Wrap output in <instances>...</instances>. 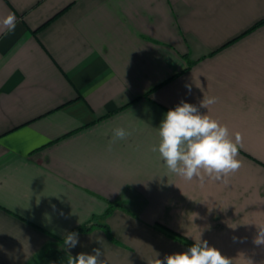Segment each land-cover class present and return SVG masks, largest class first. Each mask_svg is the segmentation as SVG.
<instances>
[{"label":"crops","instance_id":"crops-1","mask_svg":"<svg viewBox=\"0 0 264 264\" xmlns=\"http://www.w3.org/2000/svg\"><path fill=\"white\" fill-rule=\"evenodd\" d=\"M181 101L239 134L226 180L185 181L151 151ZM262 224L264 0H0V264L94 248L151 264L200 239L264 264Z\"/></svg>","mask_w":264,"mask_h":264},{"label":"clouds","instance_id":"clouds-1","mask_svg":"<svg viewBox=\"0 0 264 264\" xmlns=\"http://www.w3.org/2000/svg\"><path fill=\"white\" fill-rule=\"evenodd\" d=\"M3 24L9 32H14L15 14L6 16ZM215 102V98L204 97L200 107L208 109ZM158 134V147L153 146L151 151H158L167 169L185 181L195 179L201 184L206 180L223 181L242 166V162L237 159L239 134L234 141L226 125L207 114H200L198 107L193 104L181 101L174 109L168 110L159 125ZM129 135L131 133L125 128L117 127L112 132L113 142L124 140ZM63 241L64 247L75 248L79 243V234L68 232ZM254 243L257 246L264 245V224L257 226ZM102 255L100 248H94L92 254L81 252L70 255L68 264H106L100 259ZM151 264H232V261L200 239L186 251L165 255L163 259L156 257Z\"/></svg>","mask_w":264,"mask_h":264},{"label":"trees","instance_id":"trees-1","mask_svg":"<svg viewBox=\"0 0 264 264\" xmlns=\"http://www.w3.org/2000/svg\"><path fill=\"white\" fill-rule=\"evenodd\" d=\"M111 210H112V207H110V208L108 209L107 213H109ZM94 225H99V224H96V223H90V224H88V225H83V226H80V227H77V228L73 229L72 232H84V231H88V230H90L91 227L94 226ZM103 227L105 228V230H107V233H108V228H107L105 225H104ZM175 235H176L178 238L181 237V236H179V235H177V234H175ZM108 236H109V238H110L109 233H108Z\"/></svg>","mask_w":264,"mask_h":264}]
</instances>
